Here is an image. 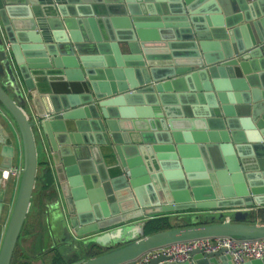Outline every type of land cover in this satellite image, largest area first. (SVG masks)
Wrapping results in <instances>:
<instances>
[{"label":"water","instance_id":"1","mask_svg":"<svg viewBox=\"0 0 264 264\" xmlns=\"http://www.w3.org/2000/svg\"><path fill=\"white\" fill-rule=\"evenodd\" d=\"M8 2L10 7L0 0V39L3 41L1 52L7 53L8 57L15 60L37 115L31 120L26 110L17 104L0 84V103L13 116L19 127L24 153L18 194L0 247V264H10L30 205L37 170L35 128H40L51 145L50 150L57 154L62 167L67 166L65 173L68 189L73 192L75 188L82 194L80 198L83 199V206L61 214L59 223L62 244L58 247L59 252L76 251L80 249V243L85 247L90 244L108 247L124 242L109 251L71 264H133L132 260L148 249L172 240L195 236H264V223L248 220L250 209L256 204L264 203V165L256 154L250 152L244 155L237 150L241 147L240 143H261L264 139V107L260 110L264 106V94L259 92L257 87L260 86H253L250 82L251 78H254L252 71H257L259 67L264 69V0ZM95 2L103 3L108 9L110 3H115L111 5L118 8V14L127 15L124 16L125 22L115 24L112 16H107L110 10L97 12L93 9ZM10 8L13 13L9 15L5 11ZM119 42L127 44L128 51L123 57H119L123 62H116L118 59L113 56ZM150 45L155 47L151 49ZM180 46L187 49H175ZM29 48L33 50H28ZM156 56H163L164 59L154 60ZM46 66L61 69L67 83L85 81L91 92L81 99L71 94L66 96V93L70 92H52L40 98L37 96L31 70ZM236 66L242 70L243 77H235ZM116 67L124 68L123 73ZM124 76H127V79H123ZM226 90H234L237 97L233 101L235 107H231L226 98L227 94L223 93ZM243 92L246 95H243ZM113 96L114 98H111ZM61 98L64 99L61 101ZM198 100L208 103L211 111L209 115H204V124L197 126L199 131H208L206 134L216 132L219 141L235 143L234 154L237 153L238 158H241L235 169L237 172H234L238 174L237 179H240L234 183L236 190L232 192L229 190L230 185L217 181L219 186L215 189L208 188L205 194L201 193L203 191L194 186L197 178L189 177L192 172L187 168L188 158L179 156L181 164L177 163L179 168H176V178L184 182L180 189L165 191L158 188L156 202L140 203V213L204 208L197 210L200 214L192 216L195 224L133 238V230L137 229L142 233V225L131 226L122 223L107 231H96L100 227L101 219L121 214L119 222L125 221L133 212H130V207H137V204L134 205V193L130 188H133L137 198L139 191L136 190L135 174L128 168L130 158L125 153L127 145L140 158L144 181L147 183L152 182L154 174L146 169L139 151L142 149L148 155L150 150H153L158 159L162 155V152L157 150L161 139L157 138L155 133L152 137H144L142 133L143 137H139L141 139L136 138L140 133L135 132L136 127L125 120L126 114H120L116 108L111 111L110 106H129L128 115H132L131 118H134L139 108L146 109L148 111L142 113L144 117L159 119L160 122L164 116H172L169 114V103L172 102L170 106L177 103L190 105ZM241 112L249 114L254 119L251 120L254 125H238L232 119L234 113ZM84 118L87 122H96L93 131L106 136V139H99L98 142H113L120 157V164L126 170L124 176L104 177L100 166L91 167L89 162L79 160L74 154L73 145L88 141L68 140L67 127L62 124V120H74L76 131L84 133L89 131V125L81 122L85 121ZM120 120L125 122V125L118 126L117 122ZM124 133L128 138L123 140L121 135ZM185 141L190 139L186 138ZM199 142L195 148L197 147L198 153L201 154V151L207 150L208 140L202 137ZM170 155L177 162L176 151H171ZM243 157H254V160L244 161ZM148 159L150 161V158ZM9 165L10 163H7V166ZM159 165L162 173L155 174L168 177L161 159ZM201 174L204 175L201 181L211 186L213 179L209 171L203 169ZM120 178L124 183L117 185ZM120 189L129 192L128 196L133 205L129 206L126 203L128 199L123 195L118 196ZM90 192L95 194L93 202L88 198ZM166 198L168 200H165ZM87 212H92L91 217ZM81 217H90L85 222L86 228H82L84 222ZM101 223L108 226L118 222L105 220ZM85 234L86 236H83ZM221 254L222 249L209 253L193 249L189 259L176 263L170 261L169 256L160 253L143 264H213L210 258ZM227 256L229 255L225 258ZM191 258H194L195 263H191ZM250 260L252 264H264V257Z\"/></svg>","mask_w":264,"mask_h":264},{"label":"crops","instance_id":"2","mask_svg":"<svg viewBox=\"0 0 264 264\" xmlns=\"http://www.w3.org/2000/svg\"><path fill=\"white\" fill-rule=\"evenodd\" d=\"M2 1L6 3L7 6L9 5L8 0H2ZM108 1L117 2L118 0H108ZM111 4H115V3H110V7L108 9V7H106L103 3L95 2L93 3V9H95L97 12H104V10H110V12H108L109 15L107 16H112L113 22L115 24L124 23L125 22L124 16L127 15L123 16L118 14L120 13V11L119 12L117 11L118 8L113 7ZM5 12L10 15L11 13H13V10L10 8ZM171 21H174V19H171ZM252 31L255 33V30L253 28ZM2 46H3V41L0 39V84L15 99L17 104H19L22 108L26 110L29 118L33 120L35 119L37 114L32 102V98L29 95V91L26 89L24 85L22 76L20 75L15 60L13 59V57L12 59L8 57L7 53L1 52ZM27 46H32V45L29 44ZM154 47L155 46L150 45L151 49ZM175 49L182 50V49H187V47L180 46V47H175ZM28 50H33V48H29ZM127 51H128L127 44L125 42H119L118 45H116V54H114L113 52L114 58L118 59L116 60V62L120 60H121L120 62H123L122 58L119 57H123V54L126 53ZM153 59L163 60L164 58L163 56H156ZM250 67L251 70H253L252 64H250ZM116 68H119L123 73L124 68L122 67H116ZM149 69H151V66L149 67ZM261 69L262 67H259L257 71H252L254 78H251L250 82L251 84H253V86H260L257 88L259 92L264 94V69L263 70ZM234 70H235V77L237 78L243 77V72L238 66H236ZM31 74L35 83L37 96H39L40 98L46 94L47 95L51 94L52 92L62 93V94H65V92H70V93H66V96L67 94H71L78 96L81 99V98H85L86 93L91 92L90 86L85 81L79 82L76 80L67 83L66 77L64 76L65 75L64 72L59 68H53L47 66L43 68H33L31 70ZM126 77L124 76L123 79H127ZM223 84H227V83H223ZM223 93L227 94L226 98L229 100L230 102L229 104L232 105L231 107H235L233 101L236 100L237 97H235L234 95L235 93L234 90L231 91L226 90L225 92L223 91ZM244 94L245 92H243V95ZM171 97L172 95L169 98ZM111 98H114V96ZM63 99L64 98H61V101ZM171 104L172 102L169 103L168 107L170 110L169 114H171L172 116H169L170 118L164 116L163 121L160 122L159 119L144 117L142 113H146V111H148L146 109L139 108L138 110H136L134 118H131L130 116L132 115H128L130 111L128 109L129 106L127 105L122 107L116 105L110 106L111 111H114L113 108H116V110L120 114H126L125 116H127V118H125V120L127 119L129 123H131L130 125L136 127L135 129H137V131L135 132L140 133V135L135 136L136 138L143 136L152 137L153 134L155 133L156 137L161 139L160 140L161 143H158L157 145L159 146L157 150H160L162 152L160 159L163 163V166L166 167L165 169L168 177H166V175L164 174L163 175L155 174L156 172L162 173V170H160L161 168L159 165L160 159L157 158L153 150H150V152L147 155L145 151L141 149L139 151L141 155V160L145 162L146 169L154 174L151 183L145 182L144 181L145 176L143 175L144 172L142 167L143 165H141V163L139 162L140 158L136 156V153H134L131 147H128L127 145V148L125 149V153L130 158L129 159L130 166L128 168H130L133 174H135L134 181L137 184L136 190L139 191L138 192L139 198H137V196H135L136 194L133 191V188H130V190L132 189L131 190L132 193L135 194V195L133 194L135 200L134 205L137 204V207L134 206L130 207L131 209L130 212L132 211L133 212L130 213L131 217L125 221L119 222V220L121 219L120 217L121 214L112 215L107 219H101L99 221L100 227L96 231L98 232L107 231L122 223H128L131 226L142 225V228L140 227L142 229V233H140V231H137V229L136 230L132 229L134 232V236H132L131 238H133L136 236L141 237L144 235L151 234V232H156V230L160 231L163 229L162 226L166 228H174V227H181V226L195 224V221L193 220L192 216L194 214H200L197 212V210L204 208H187L176 211L175 210L154 211V212H149L147 214L140 213L141 211L140 203L152 204L153 202H156V199L158 198L157 196L158 188L165 191L172 188L174 190L180 189L179 187L182 186V183L184 182L179 181L176 178L177 177L176 168L178 169L179 168L178 165L181 164V161L179 160V156L188 158L186 163L187 168L189 169V172H192V174L189 177L193 179L197 178L196 179L197 181H194V183H196L194 186H196L201 191H203L201 193L205 194L208 188L211 187L215 189L216 186H219L218 182L225 183L228 186L230 185L229 190L232 192L236 190L234 183H236L240 179H237L238 174H235L234 172H237L235 169L240 163L241 158H238L237 153L234 154L235 143L232 141L227 143L219 141V139H217V135L215 134L216 132L206 134V132L208 131H199L200 129L197 127L199 124L202 125L204 124V119L206 118L204 117V115L205 114L209 115L211 113L209 109L210 106L208 105V103H206L204 100L203 101L198 100L196 103L190 105L177 103L174 104V106H170ZM263 107L264 106H262L260 110H263ZM149 110L151 111V107ZM232 119H234L238 125L240 124L246 125L247 123H250L251 126L254 125V123L251 121L254 119L251 116H249V114H245L242 112L234 113ZM84 120L85 121L82 120L81 122H85L84 124L89 125L88 126L89 131H85L84 133L83 132L79 133L76 131L75 124H73L74 120H67V119L62 120V124L67 127L66 136L68 140L88 141V143L83 142L82 144L73 145L74 154L77 156L79 160L81 161L85 160L89 162L91 167L92 166L94 167V165L95 167H97V165L100 166L102 175L104 177L108 176L114 178L117 176L119 177L124 176L126 170L120 164V157L118 152L114 148L113 142L112 141H110V143L98 142L99 139L100 140L106 139V136L103 137L102 133L93 131L92 128H95L97 124L96 122H93V120H88L87 122L86 118H84ZM117 125L123 126L125 125V122L120 120L119 123L117 122ZM54 129H56V126H54ZM34 134H35L36 148H37V170H36L35 184L30 200V205L17 238V241H21V243L18 242L20 245L19 255H18L19 261L17 260V263L15 264H27L26 260H22V259H24V254L28 253V249L34 245H37V249H38L36 252H34L35 256L40 255L44 251H49V252L52 251L51 253H53V257H52L53 261L55 262L60 261V264H63L64 262L65 264H71L73 262L85 260L90 257L99 255L103 252L109 251L113 248H116L120 245H123L124 242H119L108 247L106 245L101 246L98 244H94V245L90 244L88 245V247H85L83 246V244L80 243V249L76 251L67 250L65 253L59 252L58 247L62 244L60 242L61 228L59 223L61 219V214L68 213V210L72 212V210L74 211L73 208L76 209V207L78 206L79 207L83 206L82 205L83 199L80 198L82 194H80L77 190H75V188H73V192L68 189V185H67L68 181L66 179V173H65L67 166L62 167V165L59 163V159H57L58 158L57 154L56 153L53 154V151L50 150L51 145L47 141V139H45V136L42 134L40 128L39 129L35 128ZM121 136L123 140L124 138H128V135L125 133L122 134ZM205 136H209V137H205ZM202 137L208 140L207 142L208 147L207 150H203V151L200 150L201 154H199L198 149L197 147L195 148V146L199 145L200 143L199 141L200 139H202ZM186 138H189L190 141H185ZM263 142L240 143L241 147L238 148L237 150H239V152L241 154L243 153L244 155L250 152L256 154L257 157L261 159L264 165ZM166 144L168 146H165ZM171 151L174 152L176 151L178 156L177 162H175L174 157L170 155ZM232 153L236 157L233 156ZM198 156L200 157L198 158ZM148 158H150V161ZM23 159H24L23 142L19 127L13 116L0 103V247L2 244V240L7 225L12 215V211L18 194L20 180H21V173H22L21 171L23 167ZM242 160L253 161L254 157L249 159L243 157ZM7 163H10V165L7 166ZM16 166L20 170V173L18 175L10 174L8 178H3L2 176L3 169L9 167H16ZM182 168H183V164H182ZM203 169H206L211 174V177L213 179L211 186H208L209 184L201 181L204 178V175L201 174ZM242 174H243V170H242ZM126 178L129 179L127 176ZM123 183L124 180L120 178L119 184L117 185ZM80 190L84 192L83 189ZM120 190L121 191L118 192L119 194L118 196L122 197L123 195L124 198L128 199L126 200V203H128L129 206L133 205L128 196L129 192H126L125 189L124 190L120 189ZM88 195L90 202H93L92 200L95 199V194L93 192H90L88 193ZM165 200H168V198H166ZM123 207H125V204H123ZM233 207L237 208L238 206H233ZM261 209H264V203L258 205L256 204V206L250 209V214L248 215L249 222L264 223V210ZM87 214L88 216L91 217L92 212H87ZM117 215H119V217ZM90 217H81L82 221L84 222L82 228H86L87 223L85 222ZM105 220H114L118 223L110 224L107 226L106 223L105 224L101 223L102 221L105 222ZM24 223H27V227L24 230L25 232L23 231L21 236L20 234ZM156 223H159L160 226L159 229L155 228L154 224ZM25 236H28V240H29V242H27V245L29 243L28 246H26L25 244L26 240H20L21 237H25ZM83 236H86V234ZM53 248L55 249V252ZM226 255L228 254L223 253L219 256H213L212 258H210L211 263L223 264V262H226V264H235L229 256H227L228 258L227 257L225 258ZM191 263H195L194 258H191ZM10 264H13L12 256H11ZM240 264H252V262L250 259H245Z\"/></svg>","mask_w":264,"mask_h":264},{"label":"built area","instance_id":"3","mask_svg":"<svg viewBox=\"0 0 264 264\" xmlns=\"http://www.w3.org/2000/svg\"><path fill=\"white\" fill-rule=\"evenodd\" d=\"M19 168L9 167L2 170L3 178L10 174L18 175ZM193 249H200L205 253L222 249L235 264L245 259L264 257V236L245 237L230 234H214L195 236L185 239L172 240L154 248L148 249L132 260L133 264H143L157 254L169 256L170 261L182 262L191 257Z\"/></svg>","mask_w":264,"mask_h":264},{"label":"rangeland","instance_id":"4","mask_svg":"<svg viewBox=\"0 0 264 264\" xmlns=\"http://www.w3.org/2000/svg\"><path fill=\"white\" fill-rule=\"evenodd\" d=\"M261 210H264V209H261ZM260 211V210H259ZM27 227V223H24L23 224V227H22V231H21V236H22V233L23 231L26 229ZM163 229H169V228H166L164 226H162ZM162 229V230H163ZM25 232V231H24ZM153 233V232H151ZM19 240V239H18ZM20 240H26L25 244L26 246L27 245V242H29L28 240V236H25V237H21ZM21 243V241H17L16 243V246L14 248V253L12 255V260H13V264L17 263V260L19 259L18 255H19V249H20V245L19 243ZM33 250V251H31ZM38 249H37V245H34V246H31L29 249H28V253H25L24 254V259L22 260H26V263L27 264H60V261H53L52 257H53V253H51L52 251H44L42 252L40 255H37L35 256L34 252H36ZM54 252H55V249L53 248ZM21 256V255H20ZM22 257V256H21ZM23 258V257H22ZM19 261V260H18ZM62 262V261H61ZM65 264V262L63 263Z\"/></svg>","mask_w":264,"mask_h":264},{"label":"trees","instance_id":"5","mask_svg":"<svg viewBox=\"0 0 264 264\" xmlns=\"http://www.w3.org/2000/svg\"><path fill=\"white\" fill-rule=\"evenodd\" d=\"M158 219V218H157ZM155 228H160L159 223L154 224ZM157 231V230H156Z\"/></svg>","mask_w":264,"mask_h":264}]
</instances>
